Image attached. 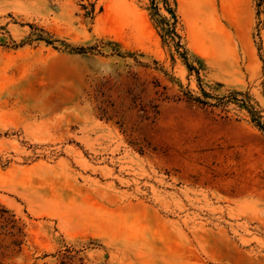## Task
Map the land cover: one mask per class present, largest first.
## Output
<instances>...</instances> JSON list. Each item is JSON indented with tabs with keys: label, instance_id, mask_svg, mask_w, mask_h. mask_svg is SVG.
<instances>
[{
	"label": "rangeland",
	"instance_id": "obj_1",
	"mask_svg": "<svg viewBox=\"0 0 264 264\" xmlns=\"http://www.w3.org/2000/svg\"><path fill=\"white\" fill-rule=\"evenodd\" d=\"M244 105L264 0H0V264H264Z\"/></svg>",
	"mask_w": 264,
	"mask_h": 264
},
{
	"label": "trees",
	"instance_id": "obj_2",
	"mask_svg": "<svg viewBox=\"0 0 264 264\" xmlns=\"http://www.w3.org/2000/svg\"><path fill=\"white\" fill-rule=\"evenodd\" d=\"M165 24L168 26V28L165 29V34H167V35H169L170 33L174 34V32L171 30L172 26L169 23H167V22H165ZM72 49L77 51V52H85L88 48H86V47H75V48H72ZM195 99L199 100L198 98H195ZM201 102L205 103V101H201ZM224 103H225V101L223 100V98L222 97H218V104L223 105ZM244 106H246V108H247L249 114L252 116V118L254 120H256V123L258 125H260L259 121L257 120V118H259V115L253 109V107L250 106V105H244ZM260 128L264 131V127L262 125H260Z\"/></svg>",
	"mask_w": 264,
	"mask_h": 264
}]
</instances>
